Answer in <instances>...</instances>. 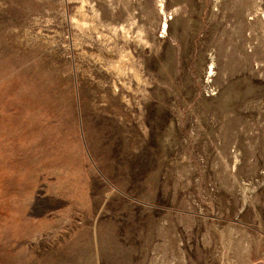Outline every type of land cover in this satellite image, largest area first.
Segmentation results:
<instances>
[{
    "label": "rangeland",
    "instance_id": "rangeland-1",
    "mask_svg": "<svg viewBox=\"0 0 264 264\" xmlns=\"http://www.w3.org/2000/svg\"><path fill=\"white\" fill-rule=\"evenodd\" d=\"M0 264H264V0H0Z\"/></svg>",
    "mask_w": 264,
    "mask_h": 264
},
{
    "label": "bare ground",
    "instance_id": "bare-ground-1",
    "mask_svg": "<svg viewBox=\"0 0 264 264\" xmlns=\"http://www.w3.org/2000/svg\"><path fill=\"white\" fill-rule=\"evenodd\" d=\"M116 70V69H115ZM118 70V69H117ZM116 73H118V72H116Z\"/></svg>",
    "mask_w": 264,
    "mask_h": 264
}]
</instances>
